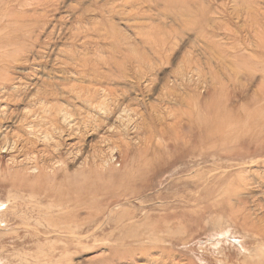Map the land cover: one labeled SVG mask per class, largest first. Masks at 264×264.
<instances>
[{
	"label": "rangeland",
	"instance_id": "obj_1",
	"mask_svg": "<svg viewBox=\"0 0 264 264\" xmlns=\"http://www.w3.org/2000/svg\"><path fill=\"white\" fill-rule=\"evenodd\" d=\"M0 59V264H264V0H0Z\"/></svg>",
	"mask_w": 264,
	"mask_h": 264
},
{
	"label": "bare ground",
	"instance_id": "obj_2",
	"mask_svg": "<svg viewBox=\"0 0 264 264\" xmlns=\"http://www.w3.org/2000/svg\"><path fill=\"white\" fill-rule=\"evenodd\" d=\"M2 57V56H1ZM0 61H2L1 59H0ZM85 63V62H84ZM98 65V64H97ZM5 66H6V64H5ZM98 68H99V66H95L94 65V67H86V69L85 70H83V72H85V73H88V75H90V74H95V76H94V78H93V80L97 77V71H99L98 70ZM117 69H119V68H117ZM102 76V75H101ZM88 77H90V76H88ZM107 77L108 78H111L112 76L110 75V74H107ZM91 79V78H90ZM114 82V81H113ZM111 91V93L113 92L112 90H110ZM110 96V95H109ZM85 100H87L86 98H84ZM88 99H90V98H88ZM88 101V100H87ZM105 114V113H104ZM239 117V116H238ZM236 118V117H235ZM234 118V119H235ZM76 119V118H75ZM239 119V118H238ZM72 120V119H71ZM76 124V123H75ZM5 142V141H4ZM59 229L60 230H62V228L61 227H59ZM49 232V231H48ZM62 232H63V230H62ZM46 235V234H45ZM57 236L61 239V240H66V236L65 235H62V234H57ZM62 237V238H61ZM77 237V236H76ZM79 241V240H78Z\"/></svg>",
	"mask_w": 264,
	"mask_h": 264
}]
</instances>
